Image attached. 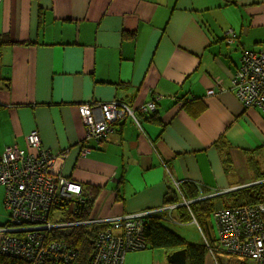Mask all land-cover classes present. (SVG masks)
<instances>
[{
  "label": "crops",
  "instance_id": "1",
  "mask_svg": "<svg viewBox=\"0 0 264 264\" xmlns=\"http://www.w3.org/2000/svg\"><path fill=\"white\" fill-rule=\"evenodd\" d=\"M232 1L0 0V42H12L0 46V158L8 144L26 148L34 129L45 146L69 148L55 167L102 186L96 218L160 206L175 182L207 191L252 182L249 156L264 159V107L244 106L233 80L241 52L264 47V0ZM231 30L235 43L226 40ZM185 95L206 108L183 109L175 101ZM162 97L163 130L129 116L80 155L81 104L139 108ZM220 146L231 157L227 171Z\"/></svg>",
  "mask_w": 264,
  "mask_h": 264
},
{
  "label": "built area",
  "instance_id": "2",
  "mask_svg": "<svg viewBox=\"0 0 264 264\" xmlns=\"http://www.w3.org/2000/svg\"><path fill=\"white\" fill-rule=\"evenodd\" d=\"M235 41L236 33L231 30L227 35V42L233 43ZM233 84L236 88V96L244 106L264 107V47L259 50H244L242 52ZM219 89L220 92L226 90L223 86ZM207 93L213 94L216 92L214 88H210ZM139 108L141 112H146L154 110L155 105L151 101ZM127 110L133 113L131 106L120 100H110L99 105L83 103L79 106L86 135L93 138L106 131L107 121L123 114ZM88 127L91 129L90 132H87ZM30 142L36 149V151L32 152V157L26 152L28 147L23 148L12 143V146L6 147L0 158V187L4 186L5 188L4 201L9 212L7 223L0 225V253L22 256L32 264H40V261L43 263L46 258L49 261H59L68 257L66 255L60 256L63 254L64 249L67 248V245L59 243L58 240L45 241L44 235L46 234L43 233V230L54 223L60 222L58 220H49L52 215L50 209L57 199L67 198L68 196L62 195L57 190L50 195L44 194L43 198H41L38 195H34L35 191L33 189L37 186L24 181L26 175L23 173L28 161L36 160L39 166L43 168L38 169L35 173L36 178H40V180L46 179V176H44L47 172L45 164L49 166L50 170H52L53 164L55 166L54 156L50 148L42 143L38 129H34L31 132ZM27 170L30 169L27 167ZM41 184L46 186L44 182ZM70 184L74 192L82 191L81 184L76 181H71L64 185L66 190L70 189ZM74 196L71 195L70 197ZM225 211L222 214L218 213L215 221L218 229V238L215 246L219 249V253L228 252V248H230L234 253L241 255V257L253 259L255 264H264V215L262 216L264 204L260 203L254 207H236ZM139 216L142 217L143 213H140ZM111 218L120 219L118 216ZM37 223H40V226H35ZM60 223L65 224L64 222ZM70 223L75 224V222ZM138 227L139 235L142 236L143 227L141 224ZM102 242L105 249L111 251L109 260L101 257L102 254L99 252L95 256L93 254L91 264H111L115 260L113 258L114 250L110 248L111 239L107 237L106 241L103 239ZM122 242L125 243V239H122ZM15 248L18 250H15ZM120 260L121 257H116L117 263Z\"/></svg>",
  "mask_w": 264,
  "mask_h": 264
},
{
  "label": "trees",
  "instance_id": "3",
  "mask_svg": "<svg viewBox=\"0 0 264 264\" xmlns=\"http://www.w3.org/2000/svg\"><path fill=\"white\" fill-rule=\"evenodd\" d=\"M229 3H234L232 0H226ZM42 11L39 19V27H43L44 21L42 19ZM235 32V31H234ZM236 33V40L238 38V33ZM131 38V36H129ZM227 40V38H226ZM5 43H12L9 38L3 39ZM3 41L0 42V46ZM236 42V41H235ZM233 42V43H235ZM252 50V49H247ZM253 50H259L253 49ZM242 56V55H241ZM241 60V59H240ZM236 72V71H235ZM234 86V84H233ZM235 92V86H234ZM236 94V93H235ZM238 98V97H237ZM163 99H154L156 102L155 110H148L146 112H141L139 109L136 110V116L142 122L143 120L148 121L150 123H154L162 127V130L165 128V124L162 122L159 113V102ZM188 98L185 96L179 97L175 101V103L182 104L183 109H188L193 114H198L206 108V103L200 101L199 99ZM191 100V101H190ZM1 103V102H0ZM132 107V106H131ZM259 107V106H257ZM2 106L0 105V110ZM145 117V118H144ZM133 119V118H132ZM135 122V120L133 119ZM136 123V122H135ZM113 129H111L109 133H111ZM84 146L90 147L91 150L95 145L99 144L95 138L85 136L83 142H81ZM101 144V143H100ZM89 148V149H90ZM220 153L223 157V163L225 165L226 171L231 167V157L228 154L227 150L220 146ZM246 153L249 150L245 151ZM253 157V155L249 156V168L251 169V177L253 178V182L260 181L258 183H254L251 186L244 187L238 191L230 192L228 194L220 195L217 199L213 201L207 200L203 202H195L191 206V210L193 214L191 215L189 210L186 208H181V212L183 214L184 221H191L194 218L199 224L201 221L204 223V226L207 227V232L204 230L201 224H199L200 228L203 230L204 236L207 239L205 242L209 244L215 252H218L219 249L215 246V242L217 240L215 236V222H211L210 212L216 208V206H242L249 204H264V159L257 161V159ZM116 175V173H115ZM121 177L117 178L118 182H116V196L120 197L123 192V186L126 182V169L123 168L121 172ZM75 180V179H73ZM80 183V182H79ZM81 184V183H80ZM4 187V186H3ZM180 188L183 192V198L193 199L198 197L201 194L209 193L213 190H206L203 188L197 187L196 184L183 181L180 185ZM102 186L95 184H83V189L80 194V197H72L70 198H60L57 199L53 206L51 207V217L49 220L55 221L58 220L60 222L66 223L67 221H84L85 225L79 226H70L65 228L55 229L53 232H50L47 235H44L45 241H59V243H63L67 245V248L64 249V252L61 257L64 255L68 256L67 258L60 259L59 261H49L46 259L45 264H90V256L94 252V243L93 241L97 239L96 233L98 235L99 230L102 228L100 225L94 222H88L90 220H94L96 218L95 208L98 204V196L102 192ZM122 198V196L120 197ZM180 194L176 189V184L174 187L170 188L167 198L165 202L170 200L178 201L180 200ZM118 216V215H117ZM113 217V216H111ZM145 239L147 241V248L163 250L166 255L173 253L175 251L184 250L186 254V258L188 264H204L205 255L208 253L206 244L204 241L202 243L191 242L186 239L184 236L180 235L173 229H171L167 224L173 222V218L171 215L164 214H154L147 217L145 219ZM219 264H251L253 262L249 260H238L232 259L226 263L225 260H219ZM222 258V257H221ZM0 264H30L27 260H24L21 257L11 256L9 254L0 253Z\"/></svg>",
  "mask_w": 264,
  "mask_h": 264
},
{
  "label": "rangeland",
  "instance_id": "4",
  "mask_svg": "<svg viewBox=\"0 0 264 264\" xmlns=\"http://www.w3.org/2000/svg\"><path fill=\"white\" fill-rule=\"evenodd\" d=\"M228 35V34H227ZM227 37V36H226ZM242 55V52H241ZM241 59V56H240ZM240 61V60H239ZM240 62L238 63L237 67L239 66ZM221 87V86H219ZM153 100V98H152ZM152 100L148 101L151 102ZM148 102L141 103L140 105L143 106ZM133 117L137 126L139 128L142 127L140 120L135 116L132 112L126 111L123 114L118 115L117 117L113 118L112 120L107 121V129L105 132H101L99 135L95 136V140L98 143L103 142V135L107 133L109 130L113 129L114 126L120 122H122L126 117ZM94 128L96 129V126L94 125ZM33 130L29 131L26 134V144L28 149H26V152L30 157H32V152L36 151L35 146L32 145L30 142V135ZM40 133V131H39ZM41 136V133H40ZM41 141L42 136H41ZM12 144V143H11ZM8 144L7 146H12L13 144L19 145L17 142H14L12 145ZM81 144V143H80ZM6 146V147H7ZM9 146V147H10ZM5 147V149H6ZM90 148V147H89ZM4 149V150H5ZM8 151V150H7ZM52 155L54 156V163L57 160H63V162H66L68 156H69V148H64L59 151L51 150ZM91 152V148L87 150V146H83L81 144L80 148V155L81 156H87ZM38 157V156H37ZM46 161H48L46 159ZM27 167L30 170H27ZM43 169L42 167L39 166V164L36 162V160L33 161H28L26 162V169L24 170V175L26 177L24 178V181H26L28 184H32L34 186H37L35 189H33L34 195H38L39 197L43 198L44 194L50 195L52 192L55 193L57 190L64 195L68 196L67 198H72L70 197L71 195H75L76 197H80L78 195L79 193L81 194L82 191L80 192H74L71 189V184L69 186L70 189L66 190V187L64 185L68 184L71 181H76L73 180L71 176L65 175L62 171V169H57L54 164L52 167V170H50L49 166L45 164V169H47V172L45 173L44 176H46V179L40 180V178H36L35 173L38 171V169ZM46 183V186H43L41 183ZM253 182V181H252ZM250 182L242 185H233L229 188L225 189H219L215 190L213 192L209 193H204L199 195L196 198L193 199H186L183 198V192L180 188V185L182 182H175L176 184V189L178 193L180 194L181 199L178 201H168L164 202L160 206H153V207H147L143 208L141 210L135 211V212H127L123 213L121 215H118L120 219H115L111 217H103V218H95L94 220H91V222H94L98 225H100L102 228L99 230V233L97 236V239L93 241L94 243V256L100 252L102 254L101 257H105L107 260H109V254L111 253L110 250L105 249L103 245V239L106 241V238L109 237L111 239L110 242V248H113L114 254L113 258H115L114 261H112L111 264H171L167 260V255L165 257L162 256L163 250H158L157 249H151L147 248V241L145 239V219L154 214H164L167 213L172 216L173 222L170 224H167L171 229L179 233L180 235L184 236L186 239H188L191 242L195 243H202L204 241V244H206L207 251L208 253L205 255V260L204 264H212L209 258L212 260L213 264H219L218 263V256L220 257L219 260L220 262L225 260L226 263L232 259H238V260H249L255 264L253 259L250 258H244L241 257V255L234 253L233 250L228 248V252H215V250L207 244L205 241L207 240L204 236L203 230L200 228L202 226L204 230L207 232V227L204 226V223L201 221L199 224L197 223L196 219L194 218L191 221H184L183 219V214L179 213L181 208H186L189 210L190 214L192 215L193 212L191 210V206L195 202H203L207 200L213 201L214 199H217L218 196L228 194L230 192L238 191L244 187L251 186L254 183L258 182ZM81 183V182H80ZM41 184V185H40ZM113 186V182L110 184ZM82 189H83V183H81ZM110 186V187H111ZM24 189V188H23ZM42 189V191H41ZM25 190V189H24ZM28 191V190H27ZM41 194V195H40ZM5 188L3 186L0 187V212L2 213L1 218H0V225H3L7 219H9V212L5 206ZM259 204H249V205H242V206H216L215 209H213L210 212V217H211V222L214 223L216 221V216L218 213H224L226 212V209H233L236 207H254L258 206ZM137 212V213H136ZM181 212V211H180ZM143 213V216L140 217L139 214ZM264 215V211L262 212V216ZM75 222V224H72L67 221V223L63 224L60 222L54 223L51 226L45 228L43 230L44 234H49L50 232H53L55 229L59 228H65V227H70V226H79V225H85L86 223L84 221H72ZM80 222V223H79ZM90 222V221H88ZM141 224L143 227V234L142 236L139 235V227L138 225ZM35 226H40V223H37ZM39 231V230H38ZM215 236L218 238L217 234V226L215 225ZM122 239H125V243L122 242ZM225 239V238H224ZM236 240V238H234ZM226 243V241H225ZM15 250H18L15 248ZM122 250V251H121ZM29 251V250H27ZM182 251V250H179ZM176 252V251H175ZM121 253V254H119ZM174 253V252H173ZM170 253V254H173ZM219 253V254H218ZM93 254L91 255V262L93 259ZM169 255V254H168ZM15 257H21L24 260H27L30 264H32L28 259L19 256V255H11ZM186 256V254H185ZM116 257H121V260L119 263L116 261ZM222 257V258H221ZM187 261V258H186ZM90 262V264H91ZM40 264H45L46 262H39ZM188 264V261H187Z\"/></svg>",
  "mask_w": 264,
  "mask_h": 264
},
{
  "label": "water",
  "instance_id": "5",
  "mask_svg": "<svg viewBox=\"0 0 264 264\" xmlns=\"http://www.w3.org/2000/svg\"><path fill=\"white\" fill-rule=\"evenodd\" d=\"M91 258V256H90ZM167 260L171 264H187L185 251H176L173 254L167 255Z\"/></svg>",
  "mask_w": 264,
  "mask_h": 264
},
{
  "label": "bare ground",
  "instance_id": "6",
  "mask_svg": "<svg viewBox=\"0 0 264 264\" xmlns=\"http://www.w3.org/2000/svg\"><path fill=\"white\" fill-rule=\"evenodd\" d=\"M156 100V99H155ZM155 100H152V102L154 103V105H155V108H154V110L156 109V102H155ZM131 109H132V111H133V113L136 115V110L137 109H139L140 110V108H134L133 106L131 107ZM90 127H88L87 128V132H90ZM87 148H89V147H87Z\"/></svg>",
  "mask_w": 264,
  "mask_h": 264
}]
</instances>
